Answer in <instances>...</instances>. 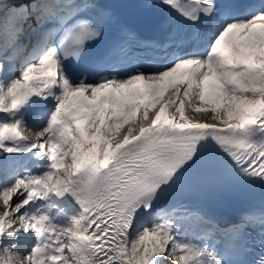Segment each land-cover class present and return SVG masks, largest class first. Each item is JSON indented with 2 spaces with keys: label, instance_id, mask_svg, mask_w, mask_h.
<instances>
[{
  "label": "snow or ice",
  "instance_id": "snow-or-ice-1",
  "mask_svg": "<svg viewBox=\"0 0 264 264\" xmlns=\"http://www.w3.org/2000/svg\"><path fill=\"white\" fill-rule=\"evenodd\" d=\"M155 4L171 11L145 38L105 0H0V174L14 176L0 264H243L250 228L264 243V208L211 220L218 248L162 207L194 187L264 188V0ZM29 153L43 170L17 174ZM66 194L79 212L61 227L49 212Z\"/></svg>",
  "mask_w": 264,
  "mask_h": 264
},
{
  "label": "bare ground",
  "instance_id": "bare-ground-1",
  "mask_svg": "<svg viewBox=\"0 0 264 264\" xmlns=\"http://www.w3.org/2000/svg\"><path fill=\"white\" fill-rule=\"evenodd\" d=\"M19 2H22V3H29L30 2V0H19ZM26 41V44H28L29 43V41H27V40H25ZM189 117H192V116H189ZM195 118H197V119H201V120H203L205 117H204V115L203 114H201V115H197ZM29 140L31 141V142H34V141H32V138L31 137H29ZM16 160H18L19 159V157H17V158H15ZM14 176L13 175H4V174H0V184H4V183H8L10 180H11V178H13ZM3 212V207H2V205H0V213H2ZM172 216V215H171ZM73 217V216H72ZM32 241V239H27V240H25L23 243H22V245L20 246V249L19 250H17L16 249V251H22L23 249H26L27 248V244H28V242H31ZM4 243H7V241H4ZM170 261H172V259L171 258H169V259H167V260H165L164 262H165V264H172ZM173 262V261H172Z\"/></svg>",
  "mask_w": 264,
  "mask_h": 264
},
{
  "label": "rangeland",
  "instance_id": "rangeland-1",
  "mask_svg": "<svg viewBox=\"0 0 264 264\" xmlns=\"http://www.w3.org/2000/svg\"><path fill=\"white\" fill-rule=\"evenodd\" d=\"M186 114L188 115V116H193V114L191 113V111L190 110H188V111H186ZM201 115V114H200ZM17 157V156H16ZM15 157V158H16ZM20 161V160H19ZM3 207V206H2ZM21 252V251H20ZM21 253H23V252H21ZM172 264H173V262L172 261H170ZM164 264H165V262H164Z\"/></svg>",
  "mask_w": 264,
  "mask_h": 264
}]
</instances>
